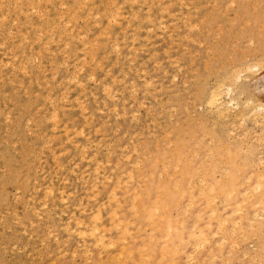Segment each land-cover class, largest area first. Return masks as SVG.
<instances>
[{
  "label": "rangeland",
  "instance_id": "374dc122",
  "mask_svg": "<svg viewBox=\"0 0 264 264\" xmlns=\"http://www.w3.org/2000/svg\"><path fill=\"white\" fill-rule=\"evenodd\" d=\"M0 6V264H122L107 258L118 257L116 247L100 254L90 247L86 258L76 233L62 224L83 209L89 225L98 208L106 237L115 240L106 196L118 179L121 187L129 182L135 165L129 187L141 188L143 213L131 232L141 230L129 244L135 259L151 232V205L166 217L179 213L175 184L181 206L189 192L194 198L186 224L204 200L197 185L188 191L189 179L206 173L214 188L256 186L264 124L237 116L233 126L235 112L218 120L206 96L239 63L257 64L261 72L253 77L264 75V0H0ZM234 87L240 106L249 96L264 105L252 82ZM118 196L132 221L133 196ZM257 215L255 231L234 237L233 248L206 247L194 259L207 264L210 253L209 264H264V213ZM146 255L143 264H187L183 252L161 261L157 246Z\"/></svg>",
  "mask_w": 264,
  "mask_h": 264
},
{
  "label": "bare ground",
  "instance_id": "6f19581e",
  "mask_svg": "<svg viewBox=\"0 0 264 264\" xmlns=\"http://www.w3.org/2000/svg\"><path fill=\"white\" fill-rule=\"evenodd\" d=\"M31 6L32 5H30V7ZM115 14L110 15L109 17L113 22L116 23L118 18H117V15ZM38 19L40 18L38 17ZM110 19H108V21ZM131 41L133 40L131 39ZM114 47H116L117 49V45H115ZM262 65H264V63H262ZM263 69H264V66H263ZM260 72H261V67L257 64L239 63L236 67H234L232 70L226 73L228 77H226V80L224 83L215 82L216 84L213 87H211V89L209 90L206 96V105L210 110L214 112L215 114L214 117H216L218 120H221L224 118L227 119L228 117H231L230 112L232 113L235 112L236 114H232L233 115L232 119H230L229 121L231 122L233 126H234L233 123L235 122L234 120L236 118L240 117L241 118L240 120L243 122V118L246 116L247 117L249 116V119L251 118L252 120H254V123H255L254 125L256 124L260 125V123L264 124V105L263 104L261 103L255 104L256 103L255 100L249 96L245 99L243 104L240 106L234 95V92L236 89V87L234 86H236L237 83H240L243 80L252 82L253 89L255 90L256 93H261V92L264 93V75H262L261 78L259 79H257V77H253L254 74L255 76L256 75L259 76ZM174 78H171V79H174ZM71 80L73 79H70V81ZM104 88L106 90L105 86ZM228 125L231 130L232 127L230 126V124ZM242 134L244 135L245 132ZM256 157H259V156H256ZM259 164L261 163H258V165ZM138 166L137 165L133 166L132 172L134 170H138ZM256 167H255V170L257 169ZM132 172L129 173V175L127 176V179L129 180V182L125 184L124 187H121V182L118 179L115 182V185L108 192V195L106 196L112 208L111 209L112 211L109 214V226H110L109 229L115 231V234H116L115 240L106 237V231L103 228V224L100 223V220H99L101 218H100V211L98 208L94 212H92L91 222L89 223V225H87V223H84L83 220H81L80 218V215L84 213L83 209L82 211L78 213L79 218L75 219V218L70 217L64 224H62L63 229L68 234L76 233L77 238L79 239V242L81 243V246L83 247L82 251L84 252L86 258L89 257L88 252H89L90 247H93L95 250H97L99 254L107 253L110 250H112V248L116 247L117 250H114V251L119 252L118 257L107 256L109 260L119 261L122 258V264H143L147 262L146 254H148L151 246H157L159 248V255H160L161 261L165 259L174 260L176 254L183 252L182 258L184 259L185 263L201 264L200 261H196L194 259L195 258L194 256L196 254L199 255L202 250L210 246L221 249L222 246H224L225 242L229 245L230 249L233 248L235 246L234 237H237L238 235L244 236L243 234L246 233L247 229H250L252 230V232H254L255 230L253 229V225L251 224L255 222L257 219H261V216L257 215V212L263 211L264 213V170L263 172L259 174V180L255 187L248 186V183H245L244 181L232 187H228L226 186L225 183H222V184H218V186L214 188L212 186H208L205 183L206 173H204L201 176L197 177L196 179L197 181L195 179L193 181L192 178L191 180L189 179L188 181V186H189L188 191L193 186L197 185L198 197L204 198L203 202H201L202 204L201 208L200 209L197 208L194 210V213H192V216H191V221H189V223L186 224L185 220L188 219L186 217H188V215L190 214V212H188V209H194L193 207L194 201H192L194 198H193L192 193L189 192L188 198L185 200L186 204L181 206L179 201L182 199L183 192L179 189L177 184L174 185V189L177 190V193L179 195V200L173 204V207L175 208L176 211L179 210V213H177L172 218L169 215H167L166 217L163 215V210L160 208V206H157L155 204L151 205L146 215L147 217L146 226L147 227L151 226V232H148L143 236V237H146L145 241H140L139 248L137 249V259H135L134 254L131 252V248L129 244L134 243L136 241L137 239L136 234H139L141 230L139 229V227H136V228L134 227V234H132L131 232H133V226H136L135 224H138L139 226L140 220L143 217V213L139 209V205L141 201L138 199V196H139L138 193L141 190V188L138 185L135 186V188L133 189L129 187V184L135 183V181L133 180ZM98 175H100V172L95 171L92 189H97ZM225 180H230V177L226 176ZM45 190H46V193H51L52 191L51 187H47ZM120 192H122V194L125 197L133 196L132 205L130 206L131 215L133 216L132 221L127 220V218L123 216L121 199L118 196V193ZM62 199L63 201H65L64 198ZM62 199L60 198V200ZM80 206L81 204H79L78 207ZM204 214L206 217L202 216ZM70 221H73V225H74L73 229L70 227V224H69ZM241 221H245L246 223V225L244 226L245 229L242 228ZM201 222L203 223L201 224ZM85 243H89V246L85 245ZM140 247L143 248L142 251H140ZM207 257H208L209 263H213L211 261L212 256L210 253H208ZM98 261H99V258H98Z\"/></svg>",
  "mask_w": 264,
  "mask_h": 264
}]
</instances>
